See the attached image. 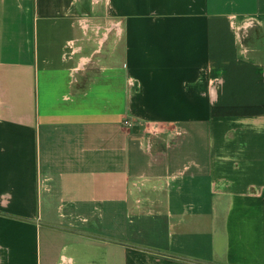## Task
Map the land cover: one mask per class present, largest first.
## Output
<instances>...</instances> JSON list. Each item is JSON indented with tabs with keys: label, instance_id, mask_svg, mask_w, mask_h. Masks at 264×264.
I'll return each instance as SVG.
<instances>
[{
	"label": "crops",
	"instance_id": "crops-1",
	"mask_svg": "<svg viewBox=\"0 0 264 264\" xmlns=\"http://www.w3.org/2000/svg\"><path fill=\"white\" fill-rule=\"evenodd\" d=\"M0 264H264V0H0Z\"/></svg>",
	"mask_w": 264,
	"mask_h": 264
}]
</instances>
